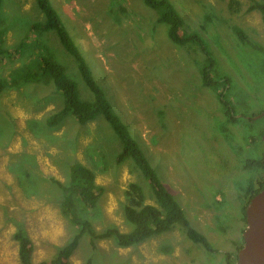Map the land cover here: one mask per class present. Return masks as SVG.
I'll return each mask as SVG.
<instances>
[{"label":"rangeland","instance_id":"1","mask_svg":"<svg viewBox=\"0 0 264 264\" xmlns=\"http://www.w3.org/2000/svg\"><path fill=\"white\" fill-rule=\"evenodd\" d=\"M167 1L182 20L179 36L192 42H170L168 26L157 23L160 11L143 0L50 3L112 110L212 250L189 240L180 226L125 249L104 240L93 250L85 233L70 264H227L226 254L238 264L236 245H244L247 227L243 206L263 174L257 164L264 154V23L258 11H247L260 0ZM43 20L34 0H1L0 81L12 84L0 93V264H20L13 239L19 226L31 240L32 264L51 261L79 232L63 216L62 193L51 182L66 184L73 165L92 171L103 189L87 216L96 233L110 226L132 230L122 211L132 183L144 205L156 206L133 161L117 164L121 143L105 120L81 125L67 117L48 128L46 119L63 108L62 94L52 83L10 78L42 50L65 68L80 100H93L56 35H31ZM21 43L15 60L5 58Z\"/></svg>","mask_w":264,"mask_h":264},{"label":"trees","instance_id":"2","mask_svg":"<svg viewBox=\"0 0 264 264\" xmlns=\"http://www.w3.org/2000/svg\"><path fill=\"white\" fill-rule=\"evenodd\" d=\"M143 1L147 7L160 11L157 23H164L168 26L167 36L170 42L177 46H183L192 42L193 37L190 35L183 38L179 36L178 32L182 27V20L179 14L173 10L169 1ZM34 4L42 17H44V20L31 26V35L48 32L56 35L61 46L77 63V69L85 85L92 93L93 100L91 102L80 100L76 85L65 74V68L57 63L51 55L44 54L42 50L35 55V59H32L31 55L27 62V67L21 71L19 69L14 70L10 74V78L22 77L24 83L32 81L41 83L42 85H50L52 83L56 90L62 94L64 100L63 108L61 111L50 115L46 119V126L48 128H55L67 117L73 118L81 125L98 118L105 120L121 143V151L116 161L117 164L132 160L138 171L148 182L156 203V206L144 205V196L140 186L132 183L124 193L125 202L122 206L124 220L130 227L132 226V230L127 233H121L114 226H110L108 229L96 233L92 229V224L87 216L94 214V211H96L97 200L101 196L103 189L96 185L92 171L80 164L73 165L70 169L66 184L59 183L55 179H51V182L62 193L63 202L61 208L63 216L67 218L70 224L78 227L80 230L67 244L58 248L56 255L51 261H43L39 264H70L69 258L78 248L79 240L85 236V233L89 236L90 246L93 250L96 249V241L104 240H112L117 247L125 249L137 246L149 238L167 232L176 226H180L189 240L196 244H201L205 249L211 251L212 249L206 239L189 226L183 210L175 201L174 197L161 184L157 174L150 166L139 144L131 136L127 126L112 110L103 90L92 77L85 59L67 33L60 16L52 7L50 0H34ZM230 9L231 12H238L239 4L235 1L231 2ZM247 11H258L264 23V0L255 2ZM23 46L24 44L21 43L15 46L14 50L7 51L5 58L15 60V57L22 52ZM202 77L204 85L209 87L212 83L207 70L202 72ZM9 80L0 81V93L12 84ZM11 80L14 81V79ZM220 97L222 98L221 93ZM225 113L228 116L227 122H233L234 119L230 116V112L225 111ZM258 168L263 174L258 181V184H260L259 188L250 190L251 194L248 202L243 206L244 221H246L245 212L250 200L264 188V154L257 164ZM19 187L21 188V186ZM13 239L18 246V259L20 264H32L33 249L31 240L27 237L26 232L21 226L16 229ZM236 246V251L243 248L242 244ZM231 261V255L226 254V263L231 264Z\"/></svg>","mask_w":264,"mask_h":264},{"label":"water","instance_id":"3","mask_svg":"<svg viewBox=\"0 0 264 264\" xmlns=\"http://www.w3.org/2000/svg\"><path fill=\"white\" fill-rule=\"evenodd\" d=\"M243 248L238 251V264H264V188L247 206Z\"/></svg>","mask_w":264,"mask_h":264}]
</instances>
